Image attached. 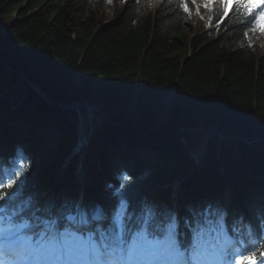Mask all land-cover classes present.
Listing matches in <instances>:
<instances>
[{"label":"trees","instance_id":"16d2710c","mask_svg":"<svg viewBox=\"0 0 264 264\" xmlns=\"http://www.w3.org/2000/svg\"><path fill=\"white\" fill-rule=\"evenodd\" d=\"M177 2L0 0V178L25 165L16 199L34 217L67 216L82 194L87 214L97 205L111 213L123 198L130 227L145 204L167 219L165 185L186 174L182 239L190 219L219 221L223 210L242 246L264 242V36L244 38L235 11L194 34L195 10L189 18ZM74 102L100 116L83 186L76 157L60 173L77 140ZM197 133L202 146L188 140ZM191 150L202 165L194 167ZM223 172L233 189L227 207Z\"/></svg>","mask_w":264,"mask_h":264},{"label":"snow or ice","instance_id":"6c2138e0","mask_svg":"<svg viewBox=\"0 0 264 264\" xmlns=\"http://www.w3.org/2000/svg\"><path fill=\"white\" fill-rule=\"evenodd\" d=\"M201 4L212 13L208 27L235 11L246 23L244 38L264 36V0H178L176 6L191 18L193 9L199 15ZM23 169L21 164L11 176L0 178V264H264V242L241 247L224 237L222 245L219 221L208 216L184 224L182 239L179 217L165 219L154 204L142 206L131 227L123 198L111 213L77 210L76 215L34 217L32 208L16 199L28 180Z\"/></svg>","mask_w":264,"mask_h":264},{"label":"rangeland","instance_id":"374dc122","mask_svg":"<svg viewBox=\"0 0 264 264\" xmlns=\"http://www.w3.org/2000/svg\"><path fill=\"white\" fill-rule=\"evenodd\" d=\"M116 1L117 0H110V3L113 6H115ZM151 1L152 2H156L157 0H151ZM198 4H199V0H198ZM210 16H211V12H209L206 9H204L203 6H202V4L199 5V15H197L196 12L194 11L193 17H192V19L189 22L190 25L193 28L192 31L195 32V33L196 32H199L201 30V26L202 25H205L206 23H208V19H209ZM201 17H203V19H201ZM113 18H114V14H113L112 9H111L110 11H107V13H106V19L105 20H106V22H109V21L113 20ZM251 40H252V43H255V42L258 41L257 39H254V38H251ZM74 104L77 106L78 102H76V103L74 102ZM78 105H80V104H78ZM85 105H87V104H85ZM87 106H90V105H87ZM94 108H96V106H94ZM102 115L103 114L101 113V116ZM84 117L86 119L85 120V128H86V130L87 129H90L91 127L93 128L96 125L97 120L100 119L99 114H98V118L97 119L94 118V119L91 120V114L90 113L86 114ZM188 140L191 143H193V144L195 143V144H198L199 146H202L205 143V141H206V137L203 136L202 134H198V133L197 134H188ZM77 158L80 159L81 156H77ZM85 166H86L85 163H83V164H79L77 166V168H76V174H75L76 181L80 185L83 184ZM179 178H181V177H179ZM153 195H154V193H153ZM172 195L176 197V195L174 193ZM178 198L179 199L181 198V195L180 194L178 195ZM230 201H231V192L230 193H226L223 196L222 201H221V205L223 207H225L226 204L228 202H230ZM223 217H224V214L221 215V221H222V223H223ZM225 235H226V233L224 231V225L221 224V236L222 237H225Z\"/></svg>","mask_w":264,"mask_h":264},{"label":"bare ground","instance_id":"6f19581e","mask_svg":"<svg viewBox=\"0 0 264 264\" xmlns=\"http://www.w3.org/2000/svg\"><path fill=\"white\" fill-rule=\"evenodd\" d=\"M78 104H79V103H78ZM78 104H77V107H79V105H78ZM84 106H86V107H87V105H85V104H84ZM90 106H91V105H90ZM92 107H94V106H92ZM188 146H189V145H188Z\"/></svg>","mask_w":264,"mask_h":264},{"label":"water","instance_id":"95a60500","mask_svg":"<svg viewBox=\"0 0 264 264\" xmlns=\"http://www.w3.org/2000/svg\"><path fill=\"white\" fill-rule=\"evenodd\" d=\"M39 91V89H37ZM40 92V91H39ZM41 95H43V93L40 92ZM44 96V95H43Z\"/></svg>","mask_w":264,"mask_h":264}]
</instances>
